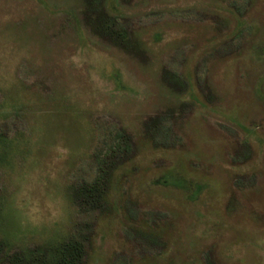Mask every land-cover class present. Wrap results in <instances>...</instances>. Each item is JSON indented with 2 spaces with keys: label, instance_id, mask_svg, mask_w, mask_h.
<instances>
[{
  "label": "rangeland",
  "instance_id": "rangeland-1",
  "mask_svg": "<svg viewBox=\"0 0 264 264\" xmlns=\"http://www.w3.org/2000/svg\"><path fill=\"white\" fill-rule=\"evenodd\" d=\"M0 241L264 264V0H0Z\"/></svg>",
  "mask_w": 264,
  "mask_h": 264
},
{
  "label": "trees",
  "instance_id": "trees-1",
  "mask_svg": "<svg viewBox=\"0 0 264 264\" xmlns=\"http://www.w3.org/2000/svg\"><path fill=\"white\" fill-rule=\"evenodd\" d=\"M127 135L117 131L116 133H110L107 136V140H104V149L102 153L109 155L111 153L121 155L123 152H128L130 149ZM127 140V143L125 142ZM105 162V161H104ZM81 243L76 241L75 243H69L65 246H46L44 249L38 251H29L30 257H21L15 260V264H84L83 248ZM4 255V247L0 241V260ZM4 264H11L10 261Z\"/></svg>",
  "mask_w": 264,
  "mask_h": 264
}]
</instances>
